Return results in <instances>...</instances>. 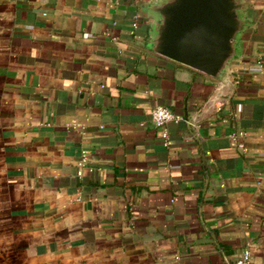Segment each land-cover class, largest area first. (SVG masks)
I'll return each instance as SVG.
<instances>
[{
	"label": "crops",
	"instance_id": "1",
	"mask_svg": "<svg viewBox=\"0 0 264 264\" xmlns=\"http://www.w3.org/2000/svg\"><path fill=\"white\" fill-rule=\"evenodd\" d=\"M161 1L0 0V264L264 262V0L219 76L153 49ZM155 104L200 119L165 145Z\"/></svg>",
	"mask_w": 264,
	"mask_h": 264
},
{
	"label": "water",
	"instance_id": "2",
	"mask_svg": "<svg viewBox=\"0 0 264 264\" xmlns=\"http://www.w3.org/2000/svg\"><path fill=\"white\" fill-rule=\"evenodd\" d=\"M240 0H162L153 38L159 54L212 76H219L235 54L242 27Z\"/></svg>",
	"mask_w": 264,
	"mask_h": 264
},
{
	"label": "built area",
	"instance_id": "3",
	"mask_svg": "<svg viewBox=\"0 0 264 264\" xmlns=\"http://www.w3.org/2000/svg\"><path fill=\"white\" fill-rule=\"evenodd\" d=\"M263 64L260 58L256 60V68H262ZM239 72H233L231 74L230 80L232 83L238 81ZM227 94H219L214 100L213 108L218 110L220 109L228 99ZM150 116L153 124L160 130V136L163 140V143L167 145L169 143V134L167 129V123L169 121H177L184 120L189 125H196L198 120L200 119V114L193 115L191 117H185L182 115L175 114L169 107L162 104H155L150 110ZM243 134V130L235 129L228 133V136L236 141L238 145L242 146V143L239 140V137ZM89 156V150L84 148L80 152V156L77 161L78 169L77 174L80 175L82 173V168L86 166L87 159ZM232 264H251L250 260V249L249 247H245L241 253V255L234 260ZM260 264H264L261 262Z\"/></svg>",
	"mask_w": 264,
	"mask_h": 264
}]
</instances>
